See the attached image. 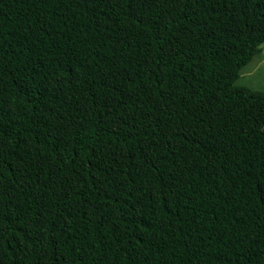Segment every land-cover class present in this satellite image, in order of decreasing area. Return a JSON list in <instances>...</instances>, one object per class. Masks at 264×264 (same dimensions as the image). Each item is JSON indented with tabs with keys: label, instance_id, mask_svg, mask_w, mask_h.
Here are the masks:
<instances>
[{
	"label": "trees",
	"instance_id": "16d2710c",
	"mask_svg": "<svg viewBox=\"0 0 264 264\" xmlns=\"http://www.w3.org/2000/svg\"><path fill=\"white\" fill-rule=\"evenodd\" d=\"M264 0H0V264H264Z\"/></svg>",
	"mask_w": 264,
	"mask_h": 264
},
{
	"label": "rangeland",
	"instance_id": "374dc122",
	"mask_svg": "<svg viewBox=\"0 0 264 264\" xmlns=\"http://www.w3.org/2000/svg\"><path fill=\"white\" fill-rule=\"evenodd\" d=\"M262 54L242 69L237 85L247 86L253 90H264V44Z\"/></svg>",
	"mask_w": 264,
	"mask_h": 264
}]
</instances>
